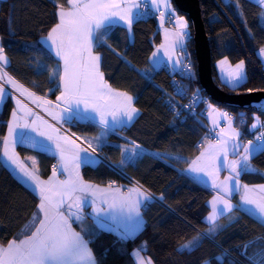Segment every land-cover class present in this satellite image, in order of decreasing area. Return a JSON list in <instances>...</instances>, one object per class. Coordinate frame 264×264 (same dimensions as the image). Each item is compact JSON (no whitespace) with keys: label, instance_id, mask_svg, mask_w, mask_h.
Wrapping results in <instances>:
<instances>
[{"label":"trees","instance_id":"obj_1","mask_svg":"<svg viewBox=\"0 0 264 264\" xmlns=\"http://www.w3.org/2000/svg\"><path fill=\"white\" fill-rule=\"evenodd\" d=\"M58 4L68 3L67 0H0V39L10 59L9 72L37 94L53 99L61 89V64L41 39L58 21ZM199 8L208 34L216 83L230 92L264 90V62L260 55L264 47V7L254 0H199ZM177 11L183 14L178 8ZM157 16H139L133 24V40L121 25L101 30L104 43L96 42L95 51L102 54L105 77L115 88L132 93L142 112L125 128V133L122 128L109 135V142L100 147L102 159L96 165L84 164L82 173L87 180L98 183L114 181L128 186L133 184V179L162 199H153L144 207L145 225L136 235L123 238L112 230L100 229L94 233L91 245L98 264H135L133 251L143 242L144 252L155 264H206L207 261L218 264L214 258L224 252L230 254L224 264L230 259L248 264L240 254L242 246L264 238V224L238 206L221 216L220 227L204 238L199 248L180 250L186 241L207 232L209 225L205 217L211 212L209 200L214 194L213 189L184 170L206 141L217 138L213 136L215 130L210 131L205 105H200L194 113L187 111L183 119L171 106L182 101L173 86V79L181 76L178 70L167 66L156 68L151 63V55L161 40ZM189 26L192 29L190 21ZM190 47L197 65L193 38ZM222 58L233 64L243 61L247 79L239 86L230 87L221 81L217 62ZM195 84L207 94L197 69ZM211 101L227 111L244 133L254 117H260L261 122L264 119V112ZM12 111L13 104L8 99L0 110V244L20 239L31 231L39 203L38 195L15 176L1 157ZM99 128L90 121L77 120L74 125L69 122V129L79 136L94 134ZM130 140L144 147L142 155L134 162L121 164L122 146ZM17 150L21 155H37L40 175H51L56 159L53 154L24 144H19ZM252 165L258 171L242 172L240 179L251 185L264 183V153L255 154ZM258 246L253 245L249 253Z\"/></svg>","mask_w":264,"mask_h":264},{"label":"snow or ice","instance_id":"obj_2","mask_svg":"<svg viewBox=\"0 0 264 264\" xmlns=\"http://www.w3.org/2000/svg\"><path fill=\"white\" fill-rule=\"evenodd\" d=\"M58 2V0H56ZM257 4L264 7V0H256ZM69 5L68 10H65L63 5L58 4V19L59 22L48 32L46 39L51 41L55 46V54L61 56L63 59V91L58 100L64 101L69 105L68 111L71 112V105L75 103L79 106L83 103L85 108H92L99 113V120L105 128L108 127L110 121L107 118L109 115L105 111L110 107L109 100L117 102V111L110 113L112 121L131 122L137 115L138 110L133 107V97L125 92H114L111 87L104 81L103 73L99 70L100 57L92 55V47L94 42L103 44L104 33L101 31L106 23L110 24L114 17L125 21L126 25L130 28L134 21L135 13L133 9H140L143 4L144 9H148L149 5L159 9L162 3L166 9L169 10V15H175V10L170 8L168 0H131L125 8L121 9L119 0H67ZM121 9L120 11H116ZM264 16V14H262ZM161 20L164 18V12H160ZM175 40L171 47L173 51L169 54V59L177 65L180 64L179 57L175 56V48L178 45L186 43L189 35L187 29L189 28L188 22L184 17L175 16ZM163 47V45H162ZM264 53V49H261ZM156 55L155 53L153 54ZM9 63L8 57L5 54V49L0 44V65L6 66ZM221 64L224 62L221 61ZM186 70L190 73L192 70L191 64H187ZM237 72L233 74L232 79L236 81L234 86H239V82L245 77L242 74L243 61L237 66ZM5 73L0 71V80L5 79ZM7 82L22 94L27 95L29 98H34L33 102L43 101L42 97H36L35 93L29 92L28 89L20 85L11 76L7 77ZM251 91V90H249ZM177 95H186L183 89L177 90ZM193 103L202 101V97L196 96ZM6 99L5 89L0 86V103ZM213 107L210 102L203 101ZM49 101H43V104H48ZM16 104L20 109L26 110L30 113V109L21 104L19 99ZM38 104V106H43ZM191 107V105L187 106ZM47 111V109H46ZM52 114L51 112L49 113ZM13 124L9 127L10 140H6L4 144V155L13 164L18 165V171L21 174V182H31L34 190H38L37 194L40 197V204L38 211L43 214V218L39 220L38 226L30 235L24 239L9 242L7 247H0V264H98L92 249L89 244L92 242L93 232H85L84 235L89 236L85 239L81 232H77L72 228L70 217L65 216L60 211L61 206L65 203V197L73 200V204L68 205V211L71 215H75L77 220H82L83 217L78 213L81 209V197L74 196V193H91L96 196L98 193L105 192V189H99L96 186L85 184L79 176V163L78 157L68 155L66 150L61 148L59 142L56 143V148L60 149L61 167L65 171L68 170L69 165L76 169L75 179L68 181H54L50 178L49 181H41L34 171H29L15 156L14 152L9 151V144L14 146L15 139H11L15 133L17 125L15 121L18 119L16 112H13ZM223 115H227L224 113ZM57 119L60 115H57ZM37 119H40L37 117ZM259 121V117H254ZM231 124V120H229ZM24 127H29L25 124ZM32 127H35L33 122ZM49 127H51L49 125ZM253 128L257 127L256 124L252 125ZM55 131V129H54ZM40 135H47L48 139L64 140L66 144H72L68 137H56L48 135L46 132H41ZM240 135L239 132L232 131L231 148L232 151L239 155L238 160L228 161V142L225 141L219 146V153L223 154V159L217 153L206 155L201 153L197 160L189 165V169L194 173H206L207 176L212 177V186L217 189V194L210 202L211 212L205 221L209 227L206 233H200L189 241H186L180 246L181 251H192L199 248L204 238L214 234L218 227V219L225 213H231L234 206L226 195H231L233 191L243 189L241 195V202L244 207L241 209L249 216L257 219L264 224V195L254 197L251 195L253 189L248 185L239 184V176L242 172L258 171L254 169L250 163L252 157L257 153H264V143L253 145L249 141L245 145L236 142V137ZM23 138V134H21ZM258 141H264V134L257 138ZM243 148V153H237L236 149ZM126 154L125 159L121 160V164L126 162H134L135 159L141 157V146L133 143L130 148L124 149ZM221 168L229 170L230 175L224 181L217 183V174ZM56 173L53 171V177ZM231 185V187H230ZM261 192H264V185L258 186ZM221 190L225 195H221ZM162 199V197H161ZM152 200L151 194L142 190L140 187L131 188L128 190V195L123 197L119 205V211L124 212L125 208L129 215L135 213L137 217L140 216L139 209L146 202ZM95 203V201H92ZM101 202H106L102 197ZM73 205L76 208V213L72 212ZM109 208L117 207L115 202L108 204ZM97 213L105 211L103 208L95 209ZM253 245H259L251 253L249 249ZM241 256L248 262V264H264V238L251 241L242 246ZM141 250L137 249L135 252L138 264H153L151 257L147 259L140 254ZM230 254L224 252L222 256H217L214 259L218 264H224L225 258ZM206 264H211L207 261ZM228 264H240V262L230 259Z\"/></svg>","mask_w":264,"mask_h":264},{"label":"crops","instance_id":"obj_3","mask_svg":"<svg viewBox=\"0 0 264 264\" xmlns=\"http://www.w3.org/2000/svg\"><path fill=\"white\" fill-rule=\"evenodd\" d=\"M256 1V0H254ZM159 2V0H158ZM119 3L121 4V9L125 8L128 4L131 3V0H119ZM168 3L170 5L171 9L175 10V14L181 17H184L189 25V20L187 17L183 14H179L177 11V8L174 5L173 0H168ZM65 10H68L69 5H63ZM151 6V5H150ZM152 7V6H151ZM154 12L158 15V30L160 32L161 40L156 46L153 54L151 55V63L154 67L160 68L161 66L165 65L171 70H178L181 66V64L177 65L173 62L172 59H169V54L173 51L171 45L173 41L175 40V31L176 26L172 25L168 22L166 15L169 13V10L164 7V5L161 3L159 9L152 7ZM121 9H117L116 11H120ZM133 13H135L134 21L130 28L126 25L125 21L120 20L118 17H114L112 19V22L110 24L105 25V28L111 26V25H121L125 27L128 31V35L130 40H133L134 33H133V24L135 20L139 17V9H133ZM160 12H164V18L161 20ZM58 13V8H57ZM58 18V15H57ZM264 20V18H263ZM59 22V19L57 23ZM56 23V24H57ZM55 24V25H56ZM54 25V26H55ZM53 26V27H54ZM52 27V28H53ZM51 28V29H52ZM50 29V30H51ZM102 29V30H103ZM49 30V31H50ZM48 31V32H49ZM48 32L42 37L41 41L42 43L51 51V53L60 61V77L63 76V59L61 56H57L55 54V46L51 44V41L47 40V34ZM95 43L92 47V55L96 56L98 55L100 57L99 62V70L103 73V79L104 81L111 87V89L114 92H125L128 95L133 97V107H135L138 112L135 118L131 122H120V121H112V117L110 113L112 111H117V102L109 100L108 104L110 107L106 108L105 111L109 113L107 118L109 119L110 123L107 128H105L104 125L100 123L99 120V113L94 111L92 108H85L83 103H81L79 106H77L75 103L71 105L72 111L69 112L67 109L69 105L65 104L64 101L58 100L57 98L60 96L63 89V80L60 79V86L61 89L57 96L53 98H49L47 96L39 95L34 90L23 84L21 81L16 79L8 70V65L10 63V59L8 55L9 63L4 66L0 65V71L5 73V79L0 80V86H3L5 89V95L6 99L3 103H0V110L4 107L5 102L10 99L13 104V112H16L18 119L15 121V124L17 127L15 128V133L13 134V137L11 139H15L14 146L9 144V151L14 152L16 158L29 170L34 171L36 175L39 177L41 181H49L50 178H52L54 181H68L69 179H75L76 176V169H74L71 165H69L68 170L65 171L64 168L61 167V156H60V149L56 148V143L59 142L61 145V148L66 150V153L68 155L77 156L78 157V163H79V176L82 178L83 182L85 184L96 186L99 189H105V192L98 193L96 196H92L91 193H80L76 192L74 193L73 199L75 196L81 197V209L78 214L83 217L82 220H77L75 218V215H71L68 209L69 204H73V200H69L67 197H65V203L61 206L60 211L63 212L65 216L70 217V222L72 225V228L75 229L77 232H81V235H84V233L87 232H93L96 233L100 229H107L112 230L114 233H116L119 237L128 238L136 235L145 225V218L143 216V209L144 207L151 202L153 199H158L154 194H152L149 190L141 186L138 182L133 181V184H130L128 186H124L122 184L115 183L114 181H107L104 183H98L93 182L90 180H87L82 173V167L84 164H93L96 165L101 159L102 155L97 151V148L101 147L105 143L109 142V135L112 132H117L118 130L122 128H128L130 127L141 115V109L136 105L135 103V96L123 89L115 88L112 86L109 81L106 79L105 74L102 69V54L95 51ZM0 44H2L0 39ZM163 45V47H162ZM184 45V44H183ZM183 45H178L175 48V56L179 57V53L181 51V48ZM264 49V47L262 48ZM260 55L262 57V60L264 62V53L260 50ZM223 61L224 63L221 64L220 62ZM238 63H231L227 58H222L217 62L218 67V74L222 82L228 84L230 87H236L234 86L236 84V81L232 79L233 74L237 72V65ZM242 74L245 77V79L241 80L239 82V85L243 83L247 79L246 75V68L243 63V69ZM11 76L14 78L20 85H22L24 88L28 89L29 92L35 93L36 97H42L43 101H49L48 104H43V101H37L36 103L33 102L34 98H29L27 95L22 94L20 91H18L16 88H14L10 83L7 82V77ZM19 99L21 101V104L26 106V109H30L31 112L28 113L24 109H20L19 106L16 104V100ZM38 104H43V106H38ZM47 109V111H46ZM52 113L51 115L49 113ZM226 113L227 115H223ZM11 114L10 119L8 121V127L7 132L4 137V143L2 147L1 157L3 162L12 170V172L15 174V176L21 181V174L18 171V165L13 164L11 161L8 160V158L4 155V144L6 140H10L9 137V127L13 124V115ZM57 115H60V118L57 119ZM39 117L40 119H37ZM258 117V116H256ZM72 119H77L80 121H90L93 123H96L100 128L98 131L94 134H85L82 136H79L74 133L71 134L67 131L69 128V122ZM229 120H231V124H229ZM33 122H35V127H32ZM208 122H209V128L210 131H213L215 129H219V134L217 136V139L212 141L208 140L206 141L205 145L203 146L201 152L197 154L194 158L191 159L189 165L197 160L198 157L201 156V153H205L206 155H212L214 153H217L221 159H223V154L219 153V146L224 143L225 141L228 142V155L227 160H238L240 157L239 155L235 154L232 151L231 148V140H232V131L235 130L240 133L238 137H236V142L245 145L249 141H252L253 145H256L258 143H264V141H258V137H260L262 134H264V128L261 126V118L259 117V121L254 119L253 123L248 129V132L244 133L242 129H240L237 124L235 123L234 119L230 116V114L225 111L223 108L218 106H213L209 109L208 112ZM29 125V127H24L23 125ZM256 124L257 127L253 128L252 125ZM49 125L51 127H49ZM55 129V131H54ZM69 130V129H68ZM41 132H46L48 135L56 137H68L70 141H72V144H66L64 140L57 141L56 139H48L47 135H40ZM21 134H23V138H21ZM131 141V140H130ZM133 143L139 144L141 146V149L144 148L139 142L137 141H131L126 142L122 146V155L123 159H125V152L124 149L130 148ZM19 144H24L29 147H33L35 149L44 150L51 154H53L56 159L52 165L53 171H55L56 175L53 177V171L49 177H43L39 173V165H38V157L35 154H27V155H21L18 150L17 146ZM237 153L242 154L243 148L236 149ZM250 163L252 165V159L250 160ZM189 165L184 170L187 174L194 177L204 185L210 187L213 189L214 194L209 200V204L212 201L213 197L217 194V189L212 186V177L207 176L206 173H194L189 169ZM253 167V165H252ZM254 168V167H253ZM230 175V172L226 168H221L220 171L217 174V183L224 181L226 177ZM239 184L240 185H248L250 189H253V192L251 195L254 197H259L264 195V192H261L259 189V185H264V183L259 184H247L244 183L239 176ZM28 188H30L33 192L37 194L38 190H34L33 185L31 182H23ZM140 187L142 190L148 191L151 196L152 200L146 202L144 205H142L139 209L140 216L137 217L135 213H132L131 215L128 214L127 209L125 208L124 212L119 211V205L121 203V200L123 197L128 195V190L131 188ZM231 187V185H230ZM237 194V199L234 198L235 194ZM243 193V189H239L236 191H233L231 195H226L225 198L230 201V203L235 207L243 208L244 205H242L241 202V195ZM38 195V194H37ZM221 195H225L223 191L221 190ZM39 197V195H38ZM104 198L106 202H101V198ZM95 201L93 203L92 201ZM115 202L117 207L109 208L108 204ZM40 204V197H39V203ZM36 211V217L34 225L32 226V229L29 233L22 236L20 239H15L16 241L24 239L27 235H30L33 231H35V228L39 224V220L43 218V214L38 211ZM97 208H103L105 211L97 213L95 209ZM233 208V209H234ZM76 208L73 205L72 212L76 213ZM233 211V210H232ZM229 214L225 213L224 215ZM221 218V217H220ZM219 218V219H220ZM218 219V220H219ZM79 227H77V224ZM84 238L87 240L89 239V236L84 235ZM93 239V237L91 238ZM13 241V240H11ZM9 241V242H11ZM0 244V247H7L9 244ZM89 247L92 249L93 254L96 257V253L91 245L89 244ZM145 243H141L134 251H133V257L135 264H138L135 256V252L137 249H140V254L144 256L146 259L150 257L148 254L144 252L145 249ZM97 259V257H96ZM152 259V258H151ZM98 262V261H97ZM153 264L154 261L152 259Z\"/></svg>","mask_w":264,"mask_h":264},{"label":"water","instance_id":"obj_4","mask_svg":"<svg viewBox=\"0 0 264 264\" xmlns=\"http://www.w3.org/2000/svg\"><path fill=\"white\" fill-rule=\"evenodd\" d=\"M183 14L188 15L193 30L197 71L203 89L211 99L219 103L242 110L255 109L264 112V90L248 92H230L218 85L213 76L211 49L199 0H174Z\"/></svg>","mask_w":264,"mask_h":264},{"label":"built area","instance_id":"obj_5","mask_svg":"<svg viewBox=\"0 0 264 264\" xmlns=\"http://www.w3.org/2000/svg\"><path fill=\"white\" fill-rule=\"evenodd\" d=\"M139 10H140V17L141 18H145L150 14H156L150 5H149L148 9H144V6L142 4L141 8ZM175 16H176V14L175 15H169V13H167L166 18H167L169 23L175 24ZM187 31H188L189 35L186 39V43L181 48V51L179 54L181 66L178 69V71H179V74L181 77H176L173 79V86H174L175 92L177 93L178 89H183V91L186 93V95H183V96L179 95V97L181 98L182 101H179L177 103L176 102L171 103V106L173 107L174 112L181 119L186 117L187 111L194 113L200 105L206 106L207 114H208L209 104L205 103L203 101L210 102V104L212 106H216L211 101V98L207 94H205L204 91L198 85L195 84L197 65L195 62V58L193 56V52H192L191 47H190V41L193 38V31L190 28H188ZM189 63L192 66V70L190 73L186 70V67H185ZM163 66H165V65H163ZM194 93L196 94V96L202 97V101H198L196 103H193V101L195 99ZM189 105H191L190 108L187 107ZM76 122H77L76 119L71 120V123L73 125L76 124ZM261 126H262V128H264V119L261 122ZM68 129H67V131L74 135V133H72V131L70 129L69 130ZM122 132L125 133V128L122 129ZM218 134H219V129H215L213 136L217 138ZM157 198L159 200H161V196H159Z\"/></svg>","mask_w":264,"mask_h":264},{"label":"rangeland","instance_id":"obj_6","mask_svg":"<svg viewBox=\"0 0 264 264\" xmlns=\"http://www.w3.org/2000/svg\"><path fill=\"white\" fill-rule=\"evenodd\" d=\"M139 16H140V10H139ZM172 25H175V24H172ZM176 26V25H175ZM189 28H190V26H189ZM191 29V28H190ZM193 31V30H192ZM180 54V53H179ZM211 107H209V109H210ZM73 133V132H72ZM97 151L99 152L100 151V147L99 148H97ZM157 197V196H156Z\"/></svg>","mask_w":264,"mask_h":264}]
</instances>
